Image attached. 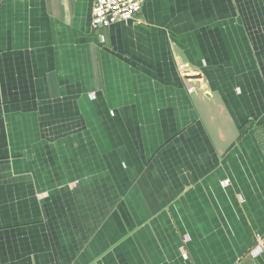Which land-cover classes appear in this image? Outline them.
I'll return each mask as SVG.
<instances>
[{
	"label": "crops",
	"instance_id": "crops-1",
	"mask_svg": "<svg viewBox=\"0 0 264 264\" xmlns=\"http://www.w3.org/2000/svg\"><path fill=\"white\" fill-rule=\"evenodd\" d=\"M93 2L0 0V264H264V0Z\"/></svg>",
	"mask_w": 264,
	"mask_h": 264
},
{
	"label": "built area",
	"instance_id": "built-area-1",
	"mask_svg": "<svg viewBox=\"0 0 264 264\" xmlns=\"http://www.w3.org/2000/svg\"><path fill=\"white\" fill-rule=\"evenodd\" d=\"M141 6L142 0H94L91 7L90 25L92 28H100L108 27L115 22H127L135 18L140 12ZM186 81L190 82V80ZM188 91L198 92L191 83H189ZM223 183L227 184L228 180ZM261 251L262 242L259 240L251 254L255 256Z\"/></svg>",
	"mask_w": 264,
	"mask_h": 264
},
{
	"label": "water",
	"instance_id": "water-1",
	"mask_svg": "<svg viewBox=\"0 0 264 264\" xmlns=\"http://www.w3.org/2000/svg\"><path fill=\"white\" fill-rule=\"evenodd\" d=\"M182 76L186 80H190L191 85H193L197 90H201L202 85H206L205 78L203 75L195 68H188L182 71Z\"/></svg>",
	"mask_w": 264,
	"mask_h": 264
}]
</instances>
